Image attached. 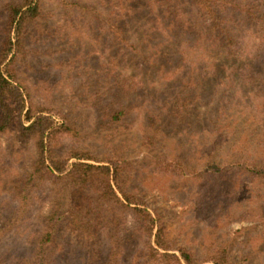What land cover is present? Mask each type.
Masks as SVG:
<instances>
[{
    "label": "rangeland",
    "instance_id": "obj_1",
    "mask_svg": "<svg viewBox=\"0 0 264 264\" xmlns=\"http://www.w3.org/2000/svg\"><path fill=\"white\" fill-rule=\"evenodd\" d=\"M133 1L130 7L123 8L116 5V0H41L42 14L27 26L24 35V54L16 68L18 82L34 106L53 110L58 121L59 114L65 115L79 128L75 138L62 140L61 151L74 143L102 153L109 148L105 141L125 150L133 169H126V174L134 175L128 190H135L161 216L166 239L174 248L171 252L179 254L176 248H187L196 264H212L206 260L211 251L225 248L229 264H264V179L250 183L249 195L245 182L241 185L232 173L225 177H155L151 162L153 156L164 151V146L168 151L178 150L177 142H190L185 135L193 131L196 136L192 145L186 144L187 150L181 155L188 156L197 171H202L211 148L203 146L199 137L208 140L210 136L209 142L214 143L212 128L217 124L226 136L216 148L221 162L230 161L234 155L238 159L240 154L236 152L249 145L251 151L264 154L262 88L244 79L239 65L231 60L214 69L195 68L197 65H190L189 60L185 64L180 60L184 53L197 54L193 41L204 34L196 29L195 36V29L184 28L198 22L203 30L205 25L188 4L183 6L182 15L175 17L173 13L169 16L158 11L159 17L157 11L149 12L144 7V0ZM155 19H159V24ZM4 29L0 9V41ZM130 44L139 46L135 51L157 54L165 69L170 70L162 83H156V94L141 95L145 100L150 97L147 109L152 107L160 115L155 119L148 113L132 121L127 119L128 125L122 122L105 130L100 126L93 99L99 87H111L116 74L127 75L135 68L145 67L132 61L135 51ZM181 63L184 70L178 68ZM109 98L110 95L106 99ZM133 99L134 93L129 101ZM179 102L186 103L185 111L174 114V107L183 106ZM133 124L134 130L145 124V133L154 126L160 127L152 147L133 143ZM36 156L34 138L20 137L13 129L0 135V226L8 227L7 232L0 234V264H15L30 253L35 246V234L43 228L41 216L51 210L52 200L57 198V186L47 183L41 192H35L42 201L34 199L24 214L16 216L13 223L9 221L14 211L11 190L22 183ZM132 222L127 214L119 233L125 251L115 264H162L139 253L143 238L138 232L130 236ZM98 243L100 249L93 253L89 243L78 237L63 217L51 245L57 252L54 264H104L106 242L103 239Z\"/></svg>",
    "mask_w": 264,
    "mask_h": 264
},
{
    "label": "trees",
    "instance_id": "obj_2",
    "mask_svg": "<svg viewBox=\"0 0 264 264\" xmlns=\"http://www.w3.org/2000/svg\"><path fill=\"white\" fill-rule=\"evenodd\" d=\"M116 2V5L128 8L134 1ZM185 4L189 5L196 18L203 20L205 25L203 30L198 22L184 26L189 31L195 29V36L198 34L196 29L204 31V34L195 37L193 41L197 54L183 52L180 60L184 64L189 60L190 65H197L195 68L201 66L208 69L217 68L231 60L239 65L244 79L262 88L264 98V0H144V7L149 12L160 11L169 16L173 13L175 17L184 13ZM0 9L3 10L5 23L4 36L0 41V135L13 129L20 137H32L37 151L31 169L25 172L22 183L11 190L14 211L9 221L13 223L16 216L24 214L34 199L42 201L43 198L36 193L41 192L45 184L51 183L58 188L51 210L41 216L43 228L35 234L34 248L15 264H54L57 252L53 251L51 245L59 220L63 217L77 236L89 243L93 253L98 252V242L104 239V264H115L125 251L119 233L127 214L133 220L130 236L134 237L138 232L143 238L142 249L138 250L143 257L162 264H182V261L185 264H196L190 249L178 247L176 250L179 254L171 252L174 248L166 239L161 216L151 210L143 198L134 193L135 190H128L129 181L134 175L126 174V169L132 172L133 169L128 164L123 148L105 141L109 148L102 153L74 143H70L64 151L60 150L62 140L75 138L79 128L65 115L59 114L61 121H58L54 118L53 110L34 106L29 94L23 91L18 82L19 73L16 69L18 59L24 54L26 28L42 14L41 0H0ZM115 15L118 17V12ZM158 20L155 19L159 24ZM243 32H248L251 36L247 37ZM185 43L192 49L188 42ZM130 48L133 51L139 50L136 44H130ZM132 53V61L141 62L144 69L135 68L131 74L114 75L112 86L102 84L93 98L100 126L105 130L122 122L128 125L130 121L127 119L132 121L141 115L148 116V113L150 117L159 118V112L146 107V103H151L150 97L145 100L141 99V95L144 92H150V96L151 92L156 94V83H162L170 70L165 69L166 66L159 61L157 54H144L141 51ZM113 62L116 63V59ZM183 63L178 67L181 70L185 67ZM132 93L134 99L129 101ZM108 95L111 99H106ZM158 101L159 99L156 102ZM181 103L182 110L181 107H174V114L185 111L186 103L179 102L180 105ZM134 127L135 124L130 133L133 143L152 147L160 127L154 126L148 133H145V124L138 130H134ZM213 131L214 143L209 142L210 136L208 140L204 137L201 140L199 137L203 146L209 145L208 148H211L204 158L206 162L202 171H197L195 163L188 161V156L181 155L187 150L185 145H192V139L196 136L191 131L185 135L190 142L185 139L177 142L178 150L168 151L164 146V151H159L151 158L155 177H192L205 174L225 177L232 173L241 185L245 182V190L248 189L247 194L250 195V183L264 179V154L251 151L253 149L249 145L241 148L239 153L236 152L240 154L238 159L234 155L229 158L230 161L221 162L216 148L218 141L226 136L219 131L218 124L212 128ZM259 192L260 189H257V193ZM74 194L79 198H74ZM7 230V226H0V234ZM206 260L212 264H229L225 248L211 251Z\"/></svg>",
    "mask_w": 264,
    "mask_h": 264
}]
</instances>
